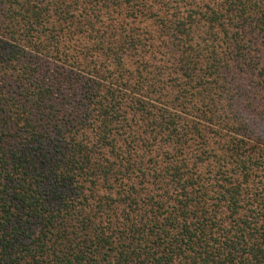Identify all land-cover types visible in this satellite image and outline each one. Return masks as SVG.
<instances>
[{"label": "trees", "instance_id": "16d2710c", "mask_svg": "<svg viewBox=\"0 0 264 264\" xmlns=\"http://www.w3.org/2000/svg\"><path fill=\"white\" fill-rule=\"evenodd\" d=\"M259 37L264 0H0V264H264Z\"/></svg>", "mask_w": 264, "mask_h": 264}, {"label": "rangeland", "instance_id": "374dc122", "mask_svg": "<svg viewBox=\"0 0 264 264\" xmlns=\"http://www.w3.org/2000/svg\"><path fill=\"white\" fill-rule=\"evenodd\" d=\"M161 1L164 3V2L169 1V0H161ZM156 7L161 9L158 4ZM256 42H258V44H257L258 46L254 47V51H256L258 53L261 52V54H262L261 61L264 62V40L261 37H259L258 41L256 39ZM258 49H261V51H259Z\"/></svg>", "mask_w": 264, "mask_h": 264}]
</instances>
